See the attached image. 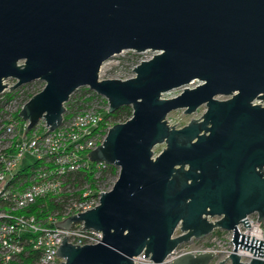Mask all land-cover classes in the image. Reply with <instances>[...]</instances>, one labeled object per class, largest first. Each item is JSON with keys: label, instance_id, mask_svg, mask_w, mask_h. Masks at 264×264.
Wrapping results in <instances>:
<instances>
[{"label": "water", "instance_id": "obj_1", "mask_svg": "<svg viewBox=\"0 0 264 264\" xmlns=\"http://www.w3.org/2000/svg\"><path fill=\"white\" fill-rule=\"evenodd\" d=\"M128 49L159 52L127 79H99L100 65ZM6 78L16 80L11 88L44 81L20 108L24 131L41 117L48 130L59 126L79 87L104 96L108 112L132 107L88 153L118 167L111 189L100 191L98 205L55 223L82 221L102 239L75 245L64 236L60 264H135L141 252L160 264L215 228L231 230L233 247L215 264H264V241L237 226H250L252 212L264 219V104L253 103L264 102V0H0V92ZM194 79L202 82L187 86ZM203 104L199 118L167 123V113ZM157 144L164 147L154 153ZM239 248L252 251L250 261ZM215 260L210 251L185 252L169 264Z\"/></svg>", "mask_w": 264, "mask_h": 264}, {"label": "built area", "instance_id": "obj_2", "mask_svg": "<svg viewBox=\"0 0 264 264\" xmlns=\"http://www.w3.org/2000/svg\"><path fill=\"white\" fill-rule=\"evenodd\" d=\"M128 51L139 55V58L135 61L126 59L125 56L110 59ZM158 52L153 49L123 50L100 65L99 79H127L135 75L134 66L142 60L151 59V56ZM13 82H6V88L0 92V264H60L64 258L55 251L64 236H67V242L75 245L98 243L102 239L103 233L100 230L82 228V221L74 222L68 228L55 223L98 205L100 191L111 189V186L106 187L101 183L95 186L88 183L80 185L71 180L77 172L91 173L98 179L109 165L103 161L93 162L88 156L90 150L103 142L109 126L113 124L105 117L109 105L104 96L90 89L91 91L84 94V98H88L83 102L84 106L76 112L70 111L64 105L66 110L62 115L63 120L56 128L48 130L46 120L41 117L30 130L24 131L29 122L22 119L19 111L28 100L23 101L19 95L25 91L22 85L28 83L11 88L16 80ZM201 82L200 79H194L187 86L194 87ZM184 87L164 91L162 97H174L181 93ZM79 88L73 91L67 101L71 100V96ZM14 91H17L16 96H7ZM230 96L220 94L215 98L220 100ZM253 103L264 104L257 98H254ZM201 106L204 107L202 113L205 104ZM169 113L166 115L167 123L175 125ZM48 198L57 202L52 211L45 203ZM215 218L217 216L209 217L211 221ZM245 218L250 226L238 222L239 232L264 241V219L257 220V212L249 213ZM217 229L208 234L212 236L213 243L204 247H192L186 244L188 242H182L160 264H169L173 258L185 252L197 254L210 251L216 257L219 256L216 262L227 257L233 250L232 232ZM180 233L177 227L174 235ZM215 240L224 244V248L216 246ZM237 254L246 262L253 256L250 249L243 248H239ZM133 262L148 264L152 261L141 252L133 257Z\"/></svg>", "mask_w": 264, "mask_h": 264}, {"label": "trees", "instance_id": "obj_3", "mask_svg": "<svg viewBox=\"0 0 264 264\" xmlns=\"http://www.w3.org/2000/svg\"><path fill=\"white\" fill-rule=\"evenodd\" d=\"M22 87L24 88L25 85H22ZM79 90H81L82 92H78L79 96L74 102H70V100L66 102V107L70 111L74 112L75 110L80 109L82 107L81 103L85 102L88 99L87 97L84 98L85 92L91 91L88 86L80 87L78 89V91ZM35 92L36 91L31 92L30 90L29 91H23L20 93L19 96H21L23 101H26V100H29L30 96H32ZM14 95L15 96L17 95V91H14L13 93L10 92V93H8L7 96L10 97V96H14ZM105 103H106V101H105ZM67 104H68V106H67ZM131 111H132L131 105L130 106L124 105V106H120L119 109L114 110L112 112H105V117L109 118L113 123H117V122L124 121V120L128 119L131 115ZM70 113H72V112H70ZM117 176H118V167L110 164L101 172V175L98 179L94 178L93 174H91V173L77 172V174L74 175L73 179H71V180H73L74 182H76L80 185L84 184V183H88L91 186H95L97 184L100 185V183L105 184V182H107L111 178H112V180H115ZM45 203L47 204L48 209L51 211L54 210L57 206V202H55L54 199H52V198H48ZM263 223H264V220H263ZM217 231H220L219 228L217 229ZM25 262H26V260H25Z\"/></svg>", "mask_w": 264, "mask_h": 264}, {"label": "rangeland", "instance_id": "obj_4", "mask_svg": "<svg viewBox=\"0 0 264 264\" xmlns=\"http://www.w3.org/2000/svg\"><path fill=\"white\" fill-rule=\"evenodd\" d=\"M118 56L119 57L125 56L126 59H131L133 61H135V60H137L139 58V55L133 53L132 51H128V52H124V54H119V55H117L115 57H112L110 59H115ZM13 81H15V79H13V78H7L6 79V82L8 84H13L14 83ZM43 85H44V81L43 80H41V79L34 80V81H31V82H28V84L25 85L24 90L25 91H28V90H30V91H36V90L39 91V89H42ZM78 92H82V91L79 90V91L75 92L74 95L71 96L70 102H74L78 98V96H79L78 95L79 94ZM103 98L106 99L105 97H103ZM104 99H102V100H104ZM81 104L83 105V103H81ZM103 104H104V101H103ZM64 105H66V102L64 103ZM67 106H68V104H67ZM77 110H75V112ZM201 111H202V106L198 107V109L195 112H192V113H187L186 114V113H184V110L183 109H176V110L171 111L169 114H170V117L172 118V122L175 123V125L183 126L191 118H199V116L202 114ZM163 147H164V144H157V145H155V147L153 148L154 149V153H158L161 149H163ZM113 182H114V180H112V178H111L107 182H105V184L104 183H102V184L105 185L106 187H110V186L113 185L112 184ZM218 234H221V233H218ZM208 243H213V242H212V236H209L207 234L203 238H195V237H192V239L190 241H188V243H186V244H188L189 246H192V247L193 246L204 247V245H206ZM214 244L216 246H218L219 248H224L223 247L224 244L222 245V243L219 242V241H216L215 240ZM218 257L219 256H217L216 258H218ZM215 262L216 261H213L212 264H215Z\"/></svg>", "mask_w": 264, "mask_h": 264}, {"label": "flooded vegetation", "instance_id": "obj_5", "mask_svg": "<svg viewBox=\"0 0 264 264\" xmlns=\"http://www.w3.org/2000/svg\"><path fill=\"white\" fill-rule=\"evenodd\" d=\"M199 107H200V106H199ZM202 109H204V107H203Z\"/></svg>", "mask_w": 264, "mask_h": 264}]
</instances>
